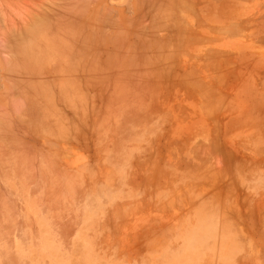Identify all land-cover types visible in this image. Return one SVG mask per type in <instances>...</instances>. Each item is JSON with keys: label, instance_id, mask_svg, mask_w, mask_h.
<instances>
[{"label": "rangeland", "instance_id": "rangeland-1", "mask_svg": "<svg viewBox=\"0 0 264 264\" xmlns=\"http://www.w3.org/2000/svg\"><path fill=\"white\" fill-rule=\"evenodd\" d=\"M0 264H264V0H0Z\"/></svg>", "mask_w": 264, "mask_h": 264}, {"label": "bare ground", "instance_id": "bare-ground-1", "mask_svg": "<svg viewBox=\"0 0 264 264\" xmlns=\"http://www.w3.org/2000/svg\"><path fill=\"white\" fill-rule=\"evenodd\" d=\"M149 13V12H148ZM139 14V13H138ZM127 25V24H126ZM127 28V27H126ZM116 30V29H115ZM150 30V29H149ZM223 30V29H222ZM166 31V30H165ZM141 32V31H140ZM143 32V31H142ZM124 34V33H123ZM139 35V34H138ZM125 36V35H124ZM141 36V35H140ZM110 37V36H109ZM108 38V37H107ZM122 39V38H121ZM134 39V38H133ZM23 42H21V44H22ZM140 44V43H139ZM99 45V44H98ZM135 52V51H134ZM135 56V55H134ZM13 65V64H12ZM11 71V70H10ZM14 72V71H13ZM6 73H7V71H6ZM5 72H4V74H6ZM9 74V73H8ZM7 74V75H8ZM3 76V75H2ZM12 76V75H11ZM10 76V77H11ZM16 76V75H15ZM18 77V76H17ZM20 77V76H19ZM7 80V79H6ZM22 80V79H21ZM8 81V80H7ZM25 82V81H24ZM11 84V83H10Z\"/></svg>", "mask_w": 264, "mask_h": 264}]
</instances>
